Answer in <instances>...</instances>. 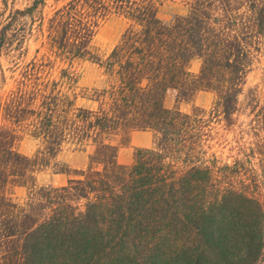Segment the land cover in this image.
Here are the masks:
<instances>
[{"label":"trees","instance_id":"trees-1","mask_svg":"<svg viewBox=\"0 0 264 264\" xmlns=\"http://www.w3.org/2000/svg\"><path fill=\"white\" fill-rule=\"evenodd\" d=\"M45 3L0 26V54L23 56L33 32L39 42L0 94V264H264V87L246 91L249 142L231 152L227 140L264 53V0H185L170 22L162 0H66L48 14ZM111 17L125 27L102 57L92 40ZM80 60L101 67L108 85L81 93ZM197 91L213 93L211 107L180 111ZM133 131L151 132L152 147L121 165ZM22 135L38 141L31 155L16 148ZM64 147L87 151L86 167H56ZM51 166L65 184H37ZM14 187L26 189L22 203Z\"/></svg>","mask_w":264,"mask_h":264},{"label":"rangeland","instance_id":"rangeland-1","mask_svg":"<svg viewBox=\"0 0 264 264\" xmlns=\"http://www.w3.org/2000/svg\"><path fill=\"white\" fill-rule=\"evenodd\" d=\"M66 0H46L43 12L50 13L54 7L62 5ZM32 0H0V26L5 22V19L12 11L18 9L23 10L31 4ZM186 12L185 0H162V4L159 10V17L164 22H170L176 15L184 14ZM29 21L26 18L21 20V25H28ZM125 27V22L117 17H111L106 20L96 31L93 36V45L96 47L100 56L105 57L113 45L118 41L121 32ZM39 42L35 39V32L31 36H28L23 43V48L27 49V52L23 53L21 57L17 56L16 52L9 51L4 47L0 54V94L8 89L12 84V75H16V71L12 72L14 63L25 62L32 57L34 50L38 47ZM75 71L78 75L77 87L81 93L90 94L93 89H101L108 85L109 79L104 73L103 69L87 60L76 61L73 64ZM200 67V61L194 59L189 65V70L192 73H197ZM5 77L4 85L1 84V75ZM258 86L259 90L264 87V53L256 56L253 61L251 70L246 75V83L244 86L243 94L238 99L240 103V110L234 116V124L231 126V133L227 135V140L231 142L232 149L238 144H245L249 142L248 132L251 126V120L253 116L243 107L245 103V95L248 88ZM77 88V91H78ZM214 101L213 93L209 91H197L193 94L190 100L181 101L178 104L180 111L188 113L193 106L208 110ZM259 101L264 102V96H260ZM76 104L85 108H94L95 103L87 101L85 99L78 98ZM163 104L166 108H172L175 104V91L169 90L165 94ZM253 125V124H252ZM217 133H221L219 125H215ZM141 135V134H140ZM144 135V134H142ZM148 139L140 137L138 140L141 144H146L147 147L138 148H150L152 147V134H148ZM147 140H149L147 142ZM38 146V141L34 140L28 135H22L20 140L16 144V148L19 152L31 155ZM133 145L127 144L120 150V154H124L127 151L133 152L136 149L132 148ZM126 148V149H125ZM227 153L223 151V157ZM58 166L65 165L71 169H83L87 165V151H71L64 147L62 151L56 157ZM117 162L121 165H125L121 159H117ZM54 167H49L36 175V182L39 185L60 186L63 185L67 179L65 174L53 173ZM11 198L17 202L22 203L26 196V189L24 187H14L9 190Z\"/></svg>","mask_w":264,"mask_h":264},{"label":"crops","instance_id":"crops-1","mask_svg":"<svg viewBox=\"0 0 264 264\" xmlns=\"http://www.w3.org/2000/svg\"><path fill=\"white\" fill-rule=\"evenodd\" d=\"M141 134V135H140ZM142 134H144V135H142ZM148 134H151V132H149V131H133V132H131L130 133V136H129V144H131V145H133V147L132 148H130V150H132L134 147L135 148H138V147H143V146H145V147H147V145L146 144H141L140 142H139V138L140 137H144V138H146V139H148ZM149 140H147V142H148ZM122 149V148H121ZM120 149V150H121ZM126 149V148H125ZM120 150H119V152H118V155H117V159H121L122 160V162L125 164V165H129L132 161H131V153L130 152H132V151H127V150H125L126 152L124 153V154H120ZM66 180V179H65ZM65 184V183H64ZM62 185V184H61Z\"/></svg>","mask_w":264,"mask_h":264}]
</instances>
